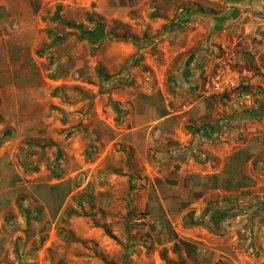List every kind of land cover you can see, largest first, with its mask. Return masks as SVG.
Returning <instances> with one entry per match:
<instances>
[{"label":"rangeland","instance_id":"1","mask_svg":"<svg viewBox=\"0 0 264 264\" xmlns=\"http://www.w3.org/2000/svg\"><path fill=\"white\" fill-rule=\"evenodd\" d=\"M263 202V0H0V264H264Z\"/></svg>","mask_w":264,"mask_h":264},{"label":"trees","instance_id":"2","mask_svg":"<svg viewBox=\"0 0 264 264\" xmlns=\"http://www.w3.org/2000/svg\"><path fill=\"white\" fill-rule=\"evenodd\" d=\"M57 19H59L60 21H62L63 23H65L66 25H68L71 28L78 29L80 32L79 38L88 39L93 44H96V43L100 42L101 40H103L106 37L111 35L110 33L106 32L104 29H102L101 27H97L94 29H86L81 24H75V23H72V22H69V21L62 19L59 15H57ZM64 39H65V36H54L53 43L61 42ZM134 40L138 45H142L144 42V41L138 40V39H134ZM218 128H219V125L216 124L214 126H210L207 128H193V127H191L190 129L192 130L193 133H207V134H209V133L217 132ZM263 204H264V202H263ZM229 215H233V214H229L227 212H216L214 214V219H216L217 221H222L226 217H228Z\"/></svg>","mask_w":264,"mask_h":264},{"label":"water","instance_id":"3","mask_svg":"<svg viewBox=\"0 0 264 264\" xmlns=\"http://www.w3.org/2000/svg\"><path fill=\"white\" fill-rule=\"evenodd\" d=\"M264 1V0H263Z\"/></svg>","mask_w":264,"mask_h":264}]
</instances>
